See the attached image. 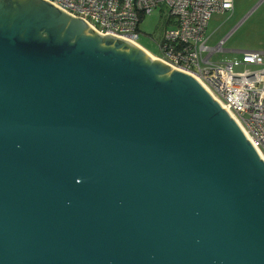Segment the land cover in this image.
I'll list each match as a JSON object with an SVG mask.
<instances>
[{"label":"water","instance_id":"95a60500","mask_svg":"<svg viewBox=\"0 0 264 264\" xmlns=\"http://www.w3.org/2000/svg\"><path fill=\"white\" fill-rule=\"evenodd\" d=\"M0 264H264V159L193 75L0 0Z\"/></svg>","mask_w":264,"mask_h":264},{"label":"built area","instance_id":"2783aa9c","mask_svg":"<svg viewBox=\"0 0 264 264\" xmlns=\"http://www.w3.org/2000/svg\"><path fill=\"white\" fill-rule=\"evenodd\" d=\"M46 1L85 20L99 33L123 38L146 51L139 44L140 25L161 8L166 14L167 30L160 43L162 57L154 56L203 84L240 124L264 159V53L244 52L242 62L216 64L212 58L224 52L225 41L210 47L212 37H206L214 14H234V0ZM242 65L257 69L236 73V67Z\"/></svg>","mask_w":264,"mask_h":264},{"label":"rangeland","instance_id":"374dc122","mask_svg":"<svg viewBox=\"0 0 264 264\" xmlns=\"http://www.w3.org/2000/svg\"><path fill=\"white\" fill-rule=\"evenodd\" d=\"M235 1V0H234ZM240 6L232 13L214 14L206 31V37H212L210 47L218 46L222 41L224 52L215 54L212 62L228 64L243 61L244 52L264 53V0H237ZM166 14L158 8L152 15L146 16L140 25L139 44L157 57H162L160 43L167 30ZM256 67L244 65L236 67V73Z\"/></svg>","mask_w":264,"mask_h":264},{"label":"crops","instance_id":"0c3cea01","mask_svg":"<svg viewBox=\"0 0 264 264\" xmlns=\"http://www.w3.org/2000/svg\"><path fill=\"white\" fill-rule=\"evenodd\" d=\"M241 2H237V0H235V9L238 8L240 6Z\"/></svg>","mask_w":264,"mask_h":264},{"label":"bare ground","instance_id":"6f19581e","mask_svg":"<svg viewBox=\"0 0 264 264\" xmlns=\"http://www.w3.org/2000/svg\"><path fill=\"white\" fill-rule=\"evenodd\" d=\"M152 57L156 58L153 54H151L150 52H148ZM226 109V108H225Z\"/></svg>","mask_w":264,"mask_h":264}]
</instances>
